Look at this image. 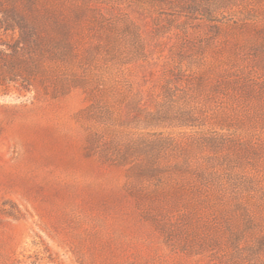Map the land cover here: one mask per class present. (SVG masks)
<instances>
[{"label":"rangeland","instance_id":"obj_1","mask_svg":"<svg viewBox=\"0 0 264 264\" xmlns=\"http://www.w3.org/2000/svg\"><path fill=\"white\" fill-rule=\"evenodd\" d=\"M0 18V264H264V0Z\"/></svg>","mask_w":264,"mask_h":264},{"label":"trees","instance_id":"obj_2","mask_svg":"<svg viewBox=\"0 0 264 264\" xmlns=\"http://www.w3.org/2000/svg\"><path fill=\"white\" fill-rule=\"evenodd\" d=\"M10 31L12 33H9ZM8 36L11 37L13 42H9L5 39V37ZM27 42L28 37L25 33L21 32L20 34H16V26L6 18H0V47H5L4 49L0 48V56H2V58L15 57ZM5 82L6 78L0 74V84Z\"/></svg>","mask_w":264,"mask_h":264}]
</instances>
